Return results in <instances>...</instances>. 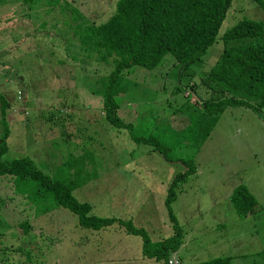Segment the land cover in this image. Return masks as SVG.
<instances>
[{
  "label": "rangeland",
  "instance_id": "rangeland-1",
  "mask_svg": "<svg viewBox=\"0 0 264 264\" xmlns=\"http://www.w3.org/2000/svg\"><path fill=\"white\" fill-rule=\"evenodd\" d=\"M27 1L0 2V94L9 102L10 129L3 160L32 157L60 177L67 153L88 150L95 160L88 171L97 176L73 195L90 203L92 214L129 218L154 242L168 238L174 228L165 199L173 177L186 166L109 122L101 91L112 63L88 57L70 29L81 23L80 15L102 23L116 0ZM242 19L264 23V7L257 0H231L216 41L190 66L193 72L180 77L171 54L152 69L133 66L129 78L136 86L118 110L135 133L158 136L172 155L196 164L171 203L183 233L171 253L178 264L215 257H230V264L264 261V106L259 112L227 107L198 145L191 130L192 109L206 96L201 76L222 52V34ZM1 107L0 101V136ZM239 185L256 199L243 218L230 200ZM14 186V177H0V264H162L144 257L141 236L119 223L84 228L61 205L38 215ZM24 220L31 225L28 233L20 226Z\"/></svg>",
  "mask_w": 264,
  "mask_h": 264
},
{
  "label": "trees",
  "instance_id": "trees-1",
  "mask_svg": "<svg viewBox=\"0 0 264 264\" xmlns=\"http://www.w3.org/2000/svg\"><path fill=\"white\" fill-rule=\"evenodd\" d=\"M8 0H0L7 2ZM26 1L27 0H16ZM58 1L61 0H48ZM264 7V0H257ZM231 0H116L115 11L102 23L88 21L70 26L81 50L98 62L111 61L104 75L101 91L102 107L106 118L114 126L127 128L137 143L160 152L168 161H181L186 168L177 173L165 199L173 234L162 241H152L147 231L132 224L129 218L101 217L92 214L88 202L79 201L73 191L97 176L88 171L94 165V155L80 149L67 153L60 164L61 176H53L41 168L32 157L3 160L7 153L10 129L6 120L9 102L0 94L4 131L0 136V177H14L17 194L26 196L36 206V213L44 214L63 206L77 215V225L98 230L117 222L127 233L142 238V255L168 264L171 253L182 244L183 233L171 211L181 184L196 171L193 158L181 159L172 155L169 147L158 136L135 133L131 121L125 120L118 110L127 102L128 93L136 82L129 78L135 65L146 69L158 66L166 54L175 59L178 74L193 72L190 67L202 59L212 45L225 18ZM68 3V1H66ZM222 52L201 76L206 96L193 107L191 119L193 138L198 145L210 134L219 116L227 107H249L259 112L264 106V23L242 19L221 36ZM190 86L194 84L191 81ZM52 118V116H50ZM87 164V165H86ZM231 203L240 217H246L256 206V199L244 185L237 186ZM23 232L31 228L28 220L20 223ZM231 258H212L198 264H230ZM264 264V261L262 263Z\"/></svg>",
  "mask_w": 264,
  "mask_h": 264
},
{
  "label": "built area",
  "instance_id": "built-area-1",
  "mask_svg": "<svg viewBox=\"0 0 264 264\" xmlns=\"http://www.w3.org/2000/svg\"><path fill=\"white\" fill-rule=\"evenodd\" d=\"M168 264H178V260L171 258L170 260H168Z\"/></svg>",
  "mask_w": 264,
  "mask_h": 264
}]
</instances>
